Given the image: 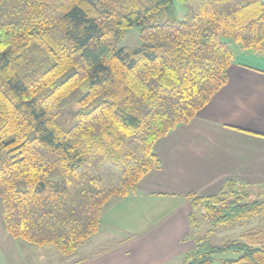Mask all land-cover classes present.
Masks as SVG:
<instances>
[{
  "label": "trees",
  "instance_id": "obj_1",
  "mask_svg": "<svg viewBox=\"0 0 264 264\" xmlns=\"http://www.w3.org/2000/svg\"><path fill=\"white\" fill-rule=\"evenodd\" d=\"M132 26L141 45L121 47ZM225 38L264 54V0H0L5 233L62 255L95 235L111 199L159 168L155 142L225 84ZM238 187L188 195L194 248L181 264H214L228 250L238 258L218 264H264V225L210 242L264 216V200L245 202Z\"/></svg>",
  "mask_w": 264,
  "mask_h": 264
},
{
  "label": "crops",
  "instance_id": "obj_2",
  "mask_svg": "<svg viewBox=\"0 0 264 264\" xmlns=\"http://www.w3.org/2000/svg\"><path fill=\"white\" fill-rule=\"evenodd\" d=\"M232 49L225 84L189 122L155 142L159 168L131 195L111 199L95 235L62 255L1 227L8 264H181L194 248L190 193L217 194L229 182L264 190V54L238 44Z\"/></svg>",
  "mask_w": 264,
  "mask_h": 264
},
{
  "label": "rangeland",
  "instance_id": "obj_3",
  "mask_svg": "<svg viewBox=\"0 0 264 264\" xmlns=\"http://www.w3.org/2000/svg\"><path fill=\"white\" fill-rule=\"evenodd\" d=\"M175 6L178 12V15L182 17L184 13V7L179 2H175ZM224 41H227L232 48H235L236 43H234L230 38H225ZM141 40L138 35V28L136 26H132L127 29L123 39L121 40L120 46L125 48H137L141 45ZM239 188V187H238ZM246 190L247 195H245V202H252L255 200H264V190L263 189H253V188H244ZM242 192V191H241ZM245 193V192H244ZM190 202V201H189ZM1 209H2V202L0 199V229L2 227L1 221ZM264 225V216L256 217L254 220H251L249 223L240 226H233L232 230H221L218 233H214L210 237V242L213 245H222L228 241L238 239L239 235L245 231L250 230V228L259 227ZM256 226V227H255ZM12 254L10 253L9 249L5 248V241L2 239L0 234V264H8L10 263V258ZM239 254L232 250L225 251L223 253L216 254L214 256V264H218L219 262L225 259H236L238 258Z\"/></svg>",
  "mask_w": 264,
  "mask_h": 264
}]
</instances>
